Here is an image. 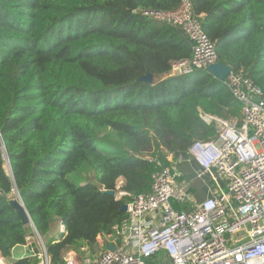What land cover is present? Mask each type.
I'll return each instance as SVG.
<instances>
[{
  "label": "trees",
  "instance_id": "obj_1",
  "mask_svg": "<svg viewBox=\"0 0 264 264\" xmlns=\"http://www.w3.org/2000/svg\"><path fill=\"white\" fill-rule=\"evenodd\" d=\"M180 1L0 0V255L7 264L37 262L11 259L33 235L9 204L16 192L41 236L54 222L64 226L46 243L50 264H61L64 249L93 251L96 238L127 217L121 206L150 191L157 160L168 165V154L183 157L192 142L216 136L201 113L240 125L242 104L225 79L206 68L170 74L173 62L191 58V41L142 12L172 11ZM190 2L217 61L264 95V0ZM146 73L152 83L139 80ZM83 170L89 176L80 181Z\"/></svg>",
  "mask_w": 264,
  "mask_h": 264
},
{
  "label": "built area",
  "instance_id": "obj_2",
  "mask_svg": "<svg viewBox=\"0 0 264 264\" xmlns=\"http://www.w3.org/2000/svg\"><path fill=\"white\" fill-rule=\"evenodd\" d=\"M142 13L177 26L191 41V58L173 62L172 73L207 69L217 62L214 43L190 0H181L172 11ZM225 83L242 104L240 125L201 113L204 122L215 125L216 136L192 142L186 158L168 154V165L157 160L150 191L127 203V217L112 233L98 236L93 251L64 249L61 264H147L159 252L169 264H264V95L240 72L231 70ZM184 160L197 165L196 176L207 187L201 201L192 199L176 168ZM30 238L38 240L30 248L34 264H50L44 237L36 232ZM0 264H7L1 255Z\"/></svg>",
  "mask_w": 264,
  "mask_h": 264
},
{
  "label": "rangeland",
  "instance_id": "obj_3",
  "mask_svg": "<svg viewBox=\"0 0 264 264\" xmlns=\"http://www.w3.org/2000/svg\"><path fill=\"white\" fill-rule=\"evenodd\" d=\"M170 74H172L171 71ZM183 157L186 158V154L183 155ZM176 168L182 176L183 183L189 187L194 188L191 195L193 200L201 201L204 197H206L207 187L203 182V180L196 176V170L198 167L192 160L191 161L184 160L183 162L177 163ZM88 176H89L88 170H83L82 172L76 175V177L80 181L84 180ZM54 225H55L54 228L52 227L49 230V232L43 236L46 242H48L52 237H56L62 231L58 221L54 222ZM28 233H34L33 228L31 226L28 227ZM36 241L38 242L36 238L35 240L31 238H29L28 240L30 244H32L33 242H35L36 244Z\"/></svg>",
  "mask_w": 264,
  "mask_h": 264
},
{
  "label": "water",
  "instance_id": "obj_4",
  "mask_svg": "<svg viewBox=\"0 0 264 264\" xmlns=\"http://www.w3.org/2000/svg\"><path fill=\"white\" fill-rule=\"evenodd\" d=\"M207 70L211 72L212 74H214L219 80H224L226 75L231 71V68L228 65L222 64L217 61L213 64L208 65ZM139 80L152 83L153 78L150 73H146L144 76L140 77ZM107 193L114 195L115 192L113 190H109L107 191ZM9 204L16 211L17 215L20 217L22 224L24 226H31L33 230L35 231L33 234H35L37 230L34 226V223L28 211L25 208L23 201L21 200L17 192L9 197ZM121 210L126 211L127 204H123L121 206ZM106 248L109 250H113L114 246L107 245Z\"/></svg>",
  "mask_w": 264,
  "mask_h": 264
},
{
  "label": "crops",
  "instance_id": "obj_5",
  "mask_svg": "<svg viewBox=\"0 0 264 264\" xmlns=\"http://www.w3.org/2000/svg\"><path fill=\"white\" fill-rule=\"evenodd\" d=\"M121 183H122V180L120 179L118 184H121ZM190 189H191V192L194 190V188H192V187H190ZM54 226L55 225L53 224L52 227L54 228ZM30 248H32V245L30 243H27L25 245L14 246L12 248V251H11V259H18V258L29 256L30 255ZM155 257H156V255H155ZM151 263L152 264H169V259L167 257H165L162 252H159L157 254V257L154 260H152Z\"/></svg>",
  "mask_w": 264,
  "mask_h": 264
}]
</instances>
